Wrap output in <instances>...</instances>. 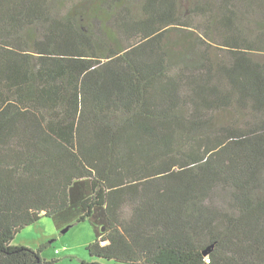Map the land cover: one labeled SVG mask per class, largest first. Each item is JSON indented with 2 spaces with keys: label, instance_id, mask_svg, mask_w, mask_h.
Segmentation results:
<instances>
[{
  "label": "trees",
  "instance_id": "obj_1",
  "mask_svg": "<svg viewBox=\"0 0 264 264\" xmlns=\"http://www.w3.org/2000/svg\"><path fill=\"white\" fill-rule=\"evenodd\" d=\"M42 216L81 264H264V0H0V264L57 263Z\"/></svg>",
  "mask_w": 264,
  "mask_h": 264
},
{
  "label": "rangeland",
  "instance_id": "obj_2",
  "mask_svg": "<svg viewBox=\"0 0 264 264\" xmlns=\"http://www.w3.org/2000/svg\"><path fill=\"white\" fill-rule=\"evenodd\" d=\"M23 235V236H20ZM93 235V228L89 220H83L73 224L65 233L55 227L53 220L49 216H42L36 222L25 226L18 231L11 241V244L17 245V242H24V246L36 249L44 245L41 257L45 259H57L56 264H81V260H100L90 257L87 251V236ZM18 239L15 241V238ZM26 244V245H25ZM58 250V254L54 251ZM73 253L68 255V250Z\"/></svg>",
  "mask_w": 264,
  "mask_h": 264
},
{
  "label": "crops",
  "instance_id": "obj_3",
  "mask_svg": "<svg viewBox=\"0 0 264 264\" xmlns=\"http://www.w3.org/2000/svg\"><path fill=\"white\" fill-rule=\"evenodd\" d=\"M42 213H43V212H42ZM20 236H23V235H20ZM23 238H24V236H23ZM17 239H18V237L15 238V241H16ZM93 240H94V235H92V236H91V235H90V236H87V238H86V241H87V242H92ZM22 243L24 244V242H22V241H21V242H17V245H23ZM25 245H26V244H25ZM55 251H56V249H55ZM55 251H54V253H55ZM58 253H59V252H58ZM58 253H55V254H58ZM68 253H69L68 255L72 254V253H73V250H71V249L68 250Z\"/></svg>",
  "mask_w": 264,
  "mask_h": 264
},
{
  "label": "water",
  "instance_id": "obj_4",
  "mask_svg": "<svg viewBox=\"0 0 264 264\" xmlns=\"http://www.w3.org/2000/svg\"><path fill=\"white\" fill-rule=\"evenodd\" d=\"M69 228L70 226L65 227L64 229L61 230V233H65Z\"/></svg>",
  "mask_w": 264,
  "mask_h": 264
},
{
  "label": "built area",
  "instance_id": "obj_5",
  "mask_svg": "<svg viewBox=\"0 0 264 264\" xmlns=\"http://www.w3.org/2000/svg\"><path fill=\"white\" fill-rule=\"evenodd\" d=\"M101 244H105V241H101ZM55 253H58V250H56Z\"/></svg>",
  "mask_w": 264,
  "mask_h": 264
}]
</instances>
